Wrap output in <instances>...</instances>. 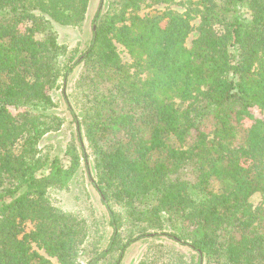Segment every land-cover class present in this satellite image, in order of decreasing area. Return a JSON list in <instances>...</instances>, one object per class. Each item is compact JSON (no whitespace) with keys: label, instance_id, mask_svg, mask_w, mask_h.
Instances as JSON below:
<instances>
[{"label":"trees","instance_id":"16d2710c","mask_svg":"<svg viewBox=\"0 0 264 264\" xmlns=\"http://www.w3.org/2000/svg\"><path fill=\"white\" fill-rule=\"evenodd\" d=\"M147 1L102 0L77 52L53 23L80 25L89 0H0V264H121L151 233L199 263L264 264V0L142 16ZM61 85L76 127L68 164L43 143L65 123L51 94ZM82 158L113 229L104 249L49 196ZM158 246L139 264H168Z\"/></svg>","mask_w":264,"mask_h":264},{"label":"rangeland","instance_id":"374dc122","mask_svg":"<svg viewBox=\"0 0 264 264\" xmlns=\"http://www.w3.org/2000/svg\"><path fill=\"white\" fill-rule=\"evenodd\" d=\"M101 1L102 0H89L86 18L80 25L53 23L59 41L65 44L69 50H77V52H80L90 45L93 29L95 27L94 16L100 7ZM104 1L105 0H103V5ZM191 3V0H150L141 4L138 14L143 16L166 9L185 12ZM104 7L107 8L106 3ZM199 22L200 19L196 16L193 20L194 29L187 39L188 47L191 46L192 40L198 34L196 27L199 25ZM117 47L123 61L130 63L132 58L127 49L121 44H117ZM77 75L78 69L76 68L69 73L66 88L64 85H61V87L51 90L52 97L57 104L56 111L65 119V123L60 131L49 134L43 141V143L48 146L49 144L52 145L51 154H58L62 158L64 164H68V158L64 156L65 148L71 139V135H76V127L75 123L72 121L73 117L68 110L63 91L65 88L67 94L70 95ZM60 81L62 84V79ZM90 169L93 175L94 170L91 161ZM49 196L52 202L60 208L66 211L80 212L84 215L90 224L93 236L100 239L101 249L107 247L113 232L109 221V213L102 202L100 193L89 177L83 158L78 171L70 180L68 187L64 189H50ZM258 200L259 198H255V203H257ZM30 228L31 225L27 223L25 229L29 230ZM166 230L168 229L166 228ZM151 234L152 235L145 239L133 243L125 251L121 264H139L142 260L155 257L154 252L158 249L159 244H162L166 250L165 260L168 264H204L199 263L200 261L197 253L189 246L177 242L163 233ZM41 253L45 254L43 250H41ZM114 259V257L110 256L99 261L97 264H113ZM52 261L57 263L55 258H52Z\"/></svg>","mask_w":264,"mask_h":264}]
</instances>
